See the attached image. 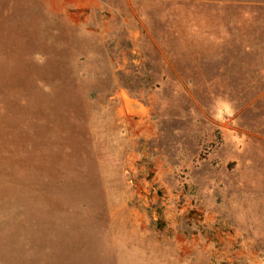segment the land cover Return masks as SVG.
I'll return each mask as SVG.
<instances>
[{"label": "rangeland", "instance_id": "rangeland-1", "mask_svg": "<svg viewBox=\"0 0 264 264\" xmlns=\"http://www.w3.org/2000/svg\"><path fill=\"white\" fill-rule=\"evenodd\" d=\"M20 10L0 32V264L38 260L32 220L50 264H264V0Z\"/></svg>", "mask_w": 264, "mask_h": 264}, {"label": "trees", "instance_id": "trees-1", "mask_svg": "<svg viewBox=\"0 0 264 264\" xmlns=\"http://www.w3.org/2000/svg\"><path fill=\"white\" fill-rule=\"evenodd\" d=\"M28 0H0V32L4 30V26L7 25L11 19L15 18L20 12V8L24 7ZM20 232V249L23 253L24 259H29V261H35L33 264H50L49 263V242H39L41 232H47L46 229H41L37 227L35 221L29 222L27 225L21 224L19 226ZM42 248L43 255H33L34 253H39L37 249ZM33 255V256H28ZM40 260V262H39ZM22 264V262H19ZM31 264V263H30Z\"/></svg>", "mask_w": 264, "mask_h": 264}, {"label": "crops", "instance_id": "crops-1", "mask_svg": "<svg viewBox=\"0 0 264 264\" xmlns=\"http://www.w3.org/2000/svg\"><path fill=\"white\" fill-rule=\"evenodd\" d=\"M245 1V0H244Z\"/></svg>", "mask_w": 264, "mask_h": 264}]
</instances>
